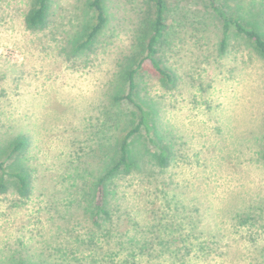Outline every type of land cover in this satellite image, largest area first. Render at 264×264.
Returning <instances> with one entry per match:
<instances>
[{
  "label": "rangeland",
  "instance_id": "rangeland-1",
  "mask_svg": "<svg viewBox=\"0 0 264 264\" xmlns=\"http://www.w3.org/2000/svg\"><path fill=\"white\" fill-rule=\"evenodd\" d=\"M169 1L175 44L162 55L179 84L163 88L145 70L137 94L171 165L159 169L154 145L136 136V168L109 183L106 216L95 206L98 124L131 49L136 0H121L102 46L81 55L68 45L93 15L88 0H52L39 32L24 24L31 0H0V133L34 134L37 184L28 198L0 194V264H264V60L234 37L220 52L221 24L203 0ZM229 5L264 29V0ZM182 16L206 24L181 27ZM118 132L107 133L111 153Z\"/></svg>",
  "mask_w": 264,
  "mask_h": 264
},
{
  "label": "trees",
  "instance_id": "trees-1",
  "mask_svg": "<svg viewBox=\"0 0 264 264\" xmlns=\"http://www.w3.org/2000/svg\"><path fill=\"white\" fill-rule=\"evenodd\" d=\"M229 1L203 0L207 4V9L221 24L222 34L219 51L227 54V50L232 48L231 41L234 37L236 40L245 41L264 60V29L258 27L248 18L242 17L239 13L231 11ZM86 4L87 10L91 11L93 15L91 19L88 18L84 21L79 32L69 41L68 46L73 49L75 55L96 51L99 46H102L103 31L114 18L113 14H119L125 10L121 0H88ZM136 7L140 14L137 28L132 36L131 49L119 63L120 69L116 73L115 81L111 80L107 86L106 96L109 104L107 122L98 124L97 138H99L98 151L101 165L99 169L93 171L98 178L95 195L98 215H108L104 204L109 183L114 181L117 176L126 175L136 168V162L131 158V154L133 155L132 140L136 136L144 134L150 144L154 145L157 153L153 156L159 169H167L172 161L170 149L162 146L156 137L157 130L153 124L152 111L146 109L143 106V101L138 99L137 76L141 71L148 70V72L157 75L163 88L177 87L179 84L177 66L175 65V68L169 66L163 60L162 55L165 46L168 47V51L174 47L175 33L171 30H173L176 21L174 20L170 27L169 16L172 9L169 0H136ZM51 8L52 0H31L30 9L24 18L26 29L39 32L47 28ZM261 16H264L263 12ZM188 18V16L181 17L183 21L181 27H185L189 23L187 22ZM120 20L125 21V18L122 19L121 17ZM196 20L189 25L206 24ZM203 31L208 33L207 28ZM146 62L150 63L151 69L146 68ZM126 82L128 90L124 94L122 92ZM113 83L114 87L111 86L112 89H110L109 85H113ZM124 105L131 108L130 115L118 112ZM263 128L257 133H263L264 137ZM108 130L119 131L113 135L117 146L113 153L108 150L106 144ZM33 142H35L33 133L28 134L23 131L0 133V194L13 190L19 197L28 198L34 192L37 184L33 177L34 169L31 165ZM260 158L264 161V152L261 153ZM79 174L83 177L84 172L80 171L77 176ZM240 224L245 225L247 221L240 218ZM183 240L186 241L187 238L184 237ZM10 264L32 263L11 259Z\"/></svg>",
  "mask_w": 264,
  "mask_h": 264
}]
</instances>
